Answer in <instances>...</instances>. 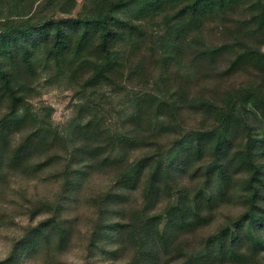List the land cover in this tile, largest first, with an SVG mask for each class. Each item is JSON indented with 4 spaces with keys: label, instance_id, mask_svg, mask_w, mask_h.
Segmentation results:
<instances>
[{
    "label": "trees",
    "instance_id": "obj_1",
    "mask_svg": "<svg viewBox=\"0 0 264 264\" xmlns=\"http://www.w3.org/2000/svg\"><path fill=\"white\" fill-rule=\"evenodd\" d=\"M76 9L0 0V264L80 238L112 264H264V0ZM41 76L74 95L63 127Z\"/></svg>",
    "mask_w": 264,
    "mask_h": 264
},
{
    "label": "rangeland",
    "instance_id": "obj_2",
    "mask_svg": "<svg viewBox=\"0 0 264 264\" xmlns=\"http://www.w3.org/2000/svg\"><path fill=\"white\" fill-rule=\"evenodd\" d=\"M78 11L84 2V0H76ZM49 79L46 76H41L38 80V90L40 92L39 97L35 100L38 103L50 106L53 109L52 120L53 122L63 127L69 119L74 115V95L70 89H67L63 85L48 83ZM109 95V89L106 88ZM114 100V99H112ZM120 100H118L119 102ZM117 100H115V103ZM122 104L119 102L114 104L113 112L111 116H115V111L120 110ZM111 124L117 125L118 123L110 120ZM100 182L102 185H107V176H100ZM234 211V210H233ZM80 232L83 234L87 228L86 222L80 221ZM16 231L14 229H0V260H3L10 251L11 243L15 238ZM25 264H112L108 262L101 261L100 259H87V254L83 249V245L80 241L76 240L71 247L62 254L58 255H46L39 254L34 256L31 260L27 261Z\"/></svg>",
    "mask_w": 264,
    "mask_h": 264
}]
</instances>
